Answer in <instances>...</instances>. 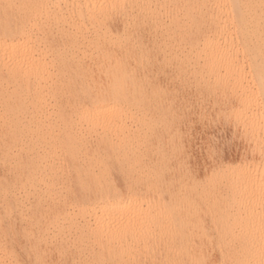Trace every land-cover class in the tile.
<instances>
[{"label":"bare ground","instance_id":"obj_1","mask_svg":"<svg viewBox=\"0 0 264 264\" xmlns=\"http://www.w3.org/2000/svg\"><path fill=\"white\" fill-rule=\"evenodd\" d=\"M262 71L264 0H0V243L17 264H261L242 185L260 110L233 113ZM106 97L119 123L98 127ZM205 102L252 156L199 179L185 127Z\"/></svg>","mask_w":264,"mask_h":264},{"label":"snow or ice","instance_id":"obj_2","mask_svg":"<svg viewBox=\"0 0 264 264\" xmlns=\"http://www.w3.org/2000/svg\"><path fill=\"white\" fill-rule=\"evenodd\" d=\"M16 43L17 41L13 32L10 31L9 28H5V48L14 47ZM5 55H7V53H5ZM257 108L260 110L259 114L261 116V143L259 148L260 159L257 163L255 160V154H253V159L247 164L242 165V167L245 168L246 173L242 177V185L247 195L248 206L253 210H259L261 224L264 226V71H262L260 77L259 95L250 96L247 100L242 101L240 107L234 108L233 114L239 120L245 113H248L250 117ZM116 111L115 105L106 97L102 106L94 108L90 107L89 114L93 120L98 121V127L108 126L109 124L115 126L119 123V117L114 115L112 121H109L108 114L116 113ZM129 199H140V196L137 194L135 178H133V181L130 183L128 196H126L124 200L125 206L128 204ZM140 223H142L140 217H129L127 224L123 225V227L127 228L128 231L131 232V230ZM9 239V234L5 233L3 236V242L0 243V256L3 257V259H0V264H17V261L13 258L15 253L9 243ZM225 264H227V261H225ZM261 264H264V261H262Z\"/></svg>","mask_w":264,"mask_h":264},{"label":"rangeland","instance_id":"obj_3","mask_svg":"<svg viewBox=\"0 0 264 264\" xmlns=\"http://www.w3.org/2000/svg\"><path fill=\"white\" fill-rule=\"evenodd\" d=\"M210 103L211 102L209 103L205 102L206 104L205 106H207L204 107L205 110L201 109L202 107L198 105V108L199 107L200 108L196 109L195 112L196 114L193 113L196 115V117L195 115H192L191 122H189V124L185 127V128L188 127L187 128L188 130L192 128L191 131L192 139L190 142L191 145L188 146L189 148L191 146V148L190 149L188 148V154L186 157L187 165L193 170L194 174L198 176L197 178L199 179H203L204 176L210 172L211 170L210 168L213 167L214 165V163L212 164V162L214 161L225 162L227 160L226 162L228 161L235 162L236 160H240V158H242L244 154H248V155L252 154L248 148V144L246 143V140L244 139L242 133L239 130L234 129V127L231 124L226 125L225 123H223L220 117H217V115L215 114L214 110L212 109V104L210 105ZM209 105L211 107H208ZM221 109H223V107ZM224 109L222 110V115H221L222 117L224 116V114L227 113V112H223L226 111ZM190 123L192 125H190ZM193 132L195 133V137H193L194 136ZM171 168L172 170H174L176 169V166L174 167L173 165ZM172 170L169 169L167 171L170 173L172 172ZM112 176L113 178H116L117 182L120 181V174L118 170L113 171ZM179 203L180 202L173 201V204L175 205Z\"/></svg>","mask_w":264,"mask_h":264}]
</instances>
